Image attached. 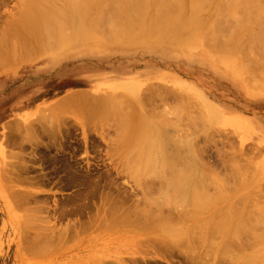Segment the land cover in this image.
I'll return each instance as SVG.
<instances>
[{"label":"bare ground","instance_id":"obj_1","mask_svg":"<svg viewBox=\"0 0 264 264\" xmlns=\"http://www.w3.org/2000/svg\"><path fill=\"white\" fill-rule=\"evenodd\" d=\"M24 1H25L24 2L25 5L23 4V6L21 7V11L19 10V15H20L18 16L19 19L18 17H16L17 18L16 21H14L15 19L14 20L10 19V21H14L13 23L14 25H10V30L8 31L3 30V32L0 34L1 37L0 70L5 69L6 67L12 64H14L16 67L18 61L22 63L23 61L27 62V60L35 59L37 56H41L44 54L45 56H47L49 52H51V54H56L57 53L56 51H58L60 52V54L66 55L76 50L78 51L83 46L82 44L84 45L94 44L95 41H98L97 37L99 36L103 38H110L111 40H123V38L129 36L133 26L137 24L146 26L147 30L145 32V35L151 36L154 39L165 37L166 30L180 33L184 29L191 28L192 32L188 36L182 37L180 39L181 42L197 41L212 49L218 48V50H225V51L241 50L242 52H244L251 47L252 50L249 51L246 55L247 59H252L255 55L256 58L258 52L259 53L257 58L258 59L262 58L261 60L264 59V32H261V26L264 23V0H24ZM209 2H213L212 5L210 6L212 10L211 17L208 20H198L197 18H195V15L198 12H201L202 10L209 7ZM149 9H151L153 13L146 14L145 11ZM239 12H241V16L239 15ZM13 18L14 16L12 17V19ZM227 20H229L231 23L228 27L225 25ZM225 26L227 28H225ZM103 34L106 35L103 36ZM106 41L109 40L106 39ZM259 55L261 56L259 57ZM247 62L243 60L241 63H239L240 67L249 68V66L251 67V64H254V60L250 62L249 66L247 65ZM235 63L237 62L235 61ZM128 85L131 88L129 87L126 88L124 86V83L123 84L111 83L112 86L111 88L114 89L125 88L127 89V91L129 90V92L135 94L136 93L135 88L132 87L134 86V84L129 83ZM150 85L151 84H149V86ZM153 86H150L149 88H152ZM157 86L158 85H155L151 91L152 92H154V90L155 92L158 91V93L154 92L156 95L158 94L157 95L158 99H155L157 98L155 97L156 96L155 94L153 95L155 98H153L151 95V99H150V94H152L150 90L147 89L144 90V88H142L143 90L141 89L142 93H144L146 90L148 91V92L146 91V93L149 94L150 92L149 96L148 94H145L147 95V97H145L144 95V97L149 100H146L144 97L143 98L147 102L150 100L152 101L151 103H149V105L151 106L153 104V106L150 107L151 111L154 110L158 111L161 104L163 105L162 107H164L167 105L166 104L167 102L168 104H170L169 101L175 103L178 100V99L176 100V97L174 98L173 95L171 96L168 95L173 92L167 90L169 92L168 93L165 90L167 87L161 84L162 89L164 88L163 92L165 90L164 93L166 94L168 93L167 95L169 96V98L172 97L174 100L169 99L167 95L162 92V89H160L161 86L160 87ZM157 88L163 93V97L160 98L161 94H159L160 91L157 90ZM79 91L83 92L84 90H76L73 92L72 91L68 92V94H66L62 98H59L57 101L50 104L49 106L42 107L39 109V111L36 113L37 114L36 116L39 117L40 119L39 120L37 118L38 122L41 125L42 122L44 121H41L42 119L40 117L45 116L44 120L47 125V127H45V125H41L42 127L41 130L44 133L50 131L51 132L50 135H53V138H51L50 140L52 139L53 141L54 139L57 140L56 138H58L62 130L59 128L60 124L62 122L64 123L63 119H65L66 117L65 116L62 118V115L66 114L67 112H70L76 118L79 117L77 115V113H79L83 117L82 118L79 117L80 119L78 120L81 121V123L83 122V124L85 123V125L86 122H90L91 120H94L93 117L95 118V116L97 117V115L98 117H100L101 114L104 116L105 119L106 117H111V116L113 117L115 116L116 118H120V116H123L124 117V119L122 117L123 120L120 118V120L118 121L117 119L118 142L115 144L114 149H119L122 151V149L125 148L123 145L125 143L126 144L129 143L128 139L129 138L132 139L135 137L134 140L135 142H137L136 147H134L133 151L128 150L127 152V153L130 152V155L132 156L129 155L128 156L129 159H128L126 153H124V158L126 156L125 161L122 158L124 164L121 161L120 162L121 164L125 165L122 168V170L123 169L127 170L128 172V173L126 172L127 175L129 174L136 181L134 185L135 189L139 187L138 189L145 193L141 195L142 198L139 197L136 193H134L138 196V198H140V199L138 198L134 199L133 198L134 196L132 197L133 193H131L130 191L128 192L125 188L124 189L126 190V192H124L125 190H122L120 188L121 187L120 185L119 188L123 192L118 194L119 196L117 195L118 197H116L114 194L117 191L115 192V190H111V189L112 188L114 189V187L117 184H113L115 186L111 185L112 187L111 186L108 187L111 188L108 189V191L109 190L112 192L114 191V194L109 192L108 194H105V189L103 190V192L101 190L102 194L104 195L100 196L101 202L100 204L96 205V202L97 201L99 202V200L97 199L95 200V197L97 198L98 194H96L94 197L95 203L93 202L92 199H91L92 200L91 203V200L89 199L95 191L92 192V194L90 195L91 189L90 191L87 190H89V188L95 189L93 187H95L96 184H99V181L98 183L97 181H94V179H92L94 176L91 174L92 178L90 177L88 179L89 177L88 175L85 182V180H83L85 178L81 179V177L82 176L84 177L86 174L85 173L84 175H82L84 173L83 171V173H81L82 176L78 175L80 177L78 181L82 180L83 183L85 182L86 184L84 185L81 182L85 186V188L84 186L83 188H81L82 190L80 191V195L82 193V196H84L83 193H86V195L89 194V196L86 197L85 195L84 197H81L83 199H80L78 197L79 199L76 198L77 200L75 199V201L73 199V195L71 196L72 201L70 199H67L69 197H66V199L69 200V202L66 203V205L71 204V206L69 207H67L68 205L65 206V201L63 204H61L62 205L61 207L59 206L60 205L59 201H57L58 203L54 201L55 205L52 202L54 213L52 215L47 214V216L46 215L44 216V214L47 213L48 210L50 211L49 208H51L50 207L51 204L47 206L48 204L46 203H48L51 199H48L49 201L47 202L45 197L43 200V198H41V196L39 195L40 199L38 201V195L37 193H34V191L33 193L34 195L35 194L37 195L36 197L37 199L34 198L36 195L32 196V193L28 190H27L28 192L26 190L13 191L11 187H9L11 189L10 190L7 189L8 186H6V188L3 186V189L7 191V194L9 193L8 195H10L8 197H12L11 200H14V201H10V205L12 204L11 202H13L15 205L14 207L18 208L21 212L20 219L22 220L21 222L23 226L22 229L28 231L26 233L25 232L21 233L23 232L22 230L19 234L20 237H22L21 234L22 235L24 234L19 241V243L21 242L19 244L20 247L19 252L21 253L20 255L21 257L22 254L24 253L23 251L26 250H27L26 251L27 254H30L31 257L47 256L49 252L51 253V251L53 250L56 249L58 250L59 249L58 245L60 243L64 244L66 240L74 236L75 237L77 236L76 238H78V235L80 234L82 236V231L84 233L83 237L87 235V234L85 235L86 232L89 233L90 231L93 234L94 236L93 238L95 240H100L101 237H103L102 239H104V237H106V235L111 233L112 231L115 232L118 229L124 228L126 229L125 243L126 242L129 243L128 247L126 246L111 247L105 250L104 249L101 250L98 247L96 249L97 253L95 254L93 252L94 253L93 264H153L151 259L145 261H139L136 257H131L129 260H127V262H125L123 258L117 256V253H119L118 250L122 247H125L127 249L126 253L131 256L137 255V253L143 254L145 255V257H151V258L153 257V255L157 253L161 254L163 258L167 256L170 257L173 255H178L181 257L180 263H182V260L184 259V262L186 261L188 264H209L208 260H210L211 258L217 259L218 262V258L223 255H226L228 257V260L230 261L227 264H264V228L260 233H258V231H255V229H259L258 225L261 223L262 219L260 220L256 218L255 220H253L252 218L253 214L250 212V209L248 211L246 208L247 211H245L244 210L245 206L243 204L244 200H249V201L252 200V198L250 197L254 196V194H252L253 192L251 193L250 188H252L253 184H251L252 186L249 188V190H245L247 188L243 189L244 193L242 192L243 190L241 191V189L246 186L245 182L247 183L249 179L251 180L252 176L248 178L249 176L246 175L247 173L244 171L246 173L245 175L247 179V181H245L246 180L245 177L242 174H240L239 171H238V173L240 174L239 176H242V178L239 177V179L241 178L240 180L238 179V177H235L233 174H231L232 180L233 182H235L233 184L236 185V181L238 179L237 186L234 185V187L236 188L239 186L240 189L237 190L238 189L237 188L233 190V185H232V187L229 186L228 188L226 186V188L228 189L227 190L223 184L222 187L225 188L224 190L226 191L223 192L224 190L221 187V184L219 183L221 182L220 181L221 178L217 176L218 172L215 174L212 170L213 168H211L212 166L207 167L212 170L210 171H211V175L214 174L213 175L214 178L218 177L217 178V180H219L218 183L215 182V180H213V177H211L212 179H210V177L209 178L206 177L207 175L206 173L208 172H206L205 170L207 168H202V166L199 167V165L201 164L198 161H196L198 160L197 157L198 155L196 156L197 146L193 144L192 139H190L191 141L190 140L187 141L188 140L187 137H184L186 135H178L176 131L173 130V128L178 129L177 124H173L172 122H170L166 118L164 113L161 112V115L160 114L157 115L158 113L156 112L157 114L153 115L154 113L153 112L151 116H146L147 112L146 114L144 112L145 115L137 114V111H139V109L138 110L135 109V104L133 103V101H130L131 98L128 97L126 98V96L124 97V93L121 91L123 93L122 95V93H120L119 90L118 91L115 90V94L117 96L114 93H112L114 94L113 97L111 96L112 95L111 93L107 94L109 96L103 95L100 97H95L91 94H88V92L86 93V91L84 93ZM121 95L124 98L130 100L127 101L126 99L122 98ZM140 95H141V91H140ZM141 97L138 99L139 101L142 99ZM165 97H167L169 101H167L168 99L163 100ZM152 99L156 100V101L154 100L155 104L157 103V100L158 102L160 101V103L159 104L157 103L156 107H154L155 104L153 103L154 101ZM138 100L137 103H139ZM129 101L134 105L133 110L131 109L132 107L131 108L129 107L131 104L129 105V103H127ZM164 101L166 102L165 103L166 105L163 104ZM178 102L180 101L178 100ZM122 103L125 104L126 106L122 105ZM143 104H141V106ZM202 105H203V110L205 112L202 118L209 120L212 123H214L215 121L217 122L219 118H218V114L215 112L216 108L214 107V105L212 106L207 102L203 103ZM124 107L130 108L129 111L132 112L133 111L135 112L136 110L135 114L132 115V112H129L131 114L125 113V111L128 108L125 109ZM143 107L145 108V105H143ZM153 107L156 109L152 110L151 108ZM41 109L44 110L45 112L42 111ZM147 109H149L148 105H147ZM160 111H166V108H162V110ZM38 113L42 115L40 116L38 115ZM205 114L206 117L208 116L209 118H206ZM130 115L133 116V117L131 116L132 119L129 118ZM59 118L61 120H59ZM228 119L230 120L227 121V124H235L236 121L235 118H228ZM102 121H104V119H102ZM21 122L23 123V125L26 123L25 121H24L25 123L23 121ZM96 122L97 121H92V123H96ZM199 122L201 123V125L204 124L203 126H205V123H203L204 121L202 119H199ZM18 124H16L15 126V122H14L12 126H14L16 129ZM26 124H28V126H26L27 130L24 129L25 133L26 131L28 132L30 130L32 134L29 132L28 135L29 134L33 135L34 133H35L34 136L36 134L38 135V129L32 127L35 126L33 123H31L32 124L31 125L30 122L27 121ZM19 125L23 126L22 124ZM175 126L177 128H175ZM169 128H172L171 133L176 134L177 138L167 136V131ZM15 129H13L15 132L17 129H19L16 132L17 134H20L19 131L21 130L22 133L26 135L25 137H27V133L25 134L23 129L19 127L16 130ZM10 130L11 128L9 129V132ZM41 130L39 131L41 132ZM57 132L60 133L58 134ZM55 133L56 135H54ZM183 137L184 140L181 139ZM125 138L127 141L125 140ZM121 139L123 141H121ZM26 140H29L28 141L29 143L33 142L34 146H36L34 140L33 141H31L30 139H26ZM40 142L38 143V145L40 144ZM53 143L55 144V142H52V144ZM48 148L49 147H46V149ZM60 148L63 149V147ZM44 152L45 151L40 152L42 153L43 157L46 156L43 155ZM55 157L56 159H58V156ZM55 157H53V159H51V157L48 158L51 161L54 160L56 161ZM195 157L197 158L196 160ZM61 158H59L58 160H60V162L63 163L62 160L65 159L61 160ZM126 159L128 160L126 161ZM50 160L49 162H51ZM130 160L132 161L133 164L134 163L135 164L132 165ZM58 162L57 164L60 163ZM68 162L71 163L70 161ZM126 162L127 164H125ZM46 163H48V160H46ZM202 164L204 167V163ZM68 166L64 165L62 167L61 164L60 167H62L63 169L64 167L65 168L67 167V170L66 169L64 170L68 171L69 169V174L71 172L74 173L73 171L70 172V168H68ZM206 166L207 165L205 164V167ZM26 168H27L26 170H29L28 168L30 167L27 166ZM236 169H240V168L233 167L231 169V171L233 170L232 173H235ZM19 170L18 172H16L17 171L16 169L15 172L21 173L19 172ZM215 170L216 168H214V171ZM53 171L56 172L54 168L50 172L54 173ZM58 171L59 169L57 170V173ZM60 171L63 170L60 169ZM242 171L243 170H241V172ZM39 172H42V170H40ZM77 172L79 171L77 170ZM7 173L9 174L11 173L10 175H13L14 173L8 171L5 172L6 179L9 181V183L14 181L13 183L14 185L16 178L13 177L15 178L14 180L11 176H8L9 174ZM72 173L70 174V176L74 175ZM238 173L236 172V176ZM58 174H54V175H58ZM67 174L68 173H65L64 174L65 176L63 175L61 176L66 179ZM17 175L18 174H16V177ZM40 176L43 175H39V177ZM233 176L236 178V180L233 178ZM10 177L12 181H10ZM18 177L19 180L17 179V182L18 181L22 182L23 179H20L21 176L18 175ZM71 177H72L71 179H73L74 176ZM205 177L207 178V180H210L211 182L210 181L207 182V180L204 179ZM90 179L92 180L89 181ZM157 179L161 180L164 183H161V181ZM261 179L260 181H262ZM76 180L74 179L73 181L76 182ZM87 180L89 181V184ZM152 180L157 182L154 181L152 182ZM204 180H206L205 181L206 183L204 182ZM242 181L245 185L244 186L242 183L243 187L242 185H240ZM212 182L214 184L217 183V185L215 184V186H218V184H220L221 188L220 187L213 188L214 186L212 185L214 184ZM72 183L74 182H71L70 185ZM91 183H94L92 184L94 185L93 187H89L92 186L90 185ZM156 183H158L157 186L159 185L160 189L156 186ZM207 183L209 184V186L204 185V184L207 185ZM60 184H58L60 185L59 188L62 185H65L63 182ZM75 184L72 185L74 186ZM162 184H164L163 187ZM74 187L77 186L75 185ZM134 187H132V189H134ZM153 187L154 188L157 187L158 189L157 192L155 190L156 188L153 189ZM210 187L214 189L213 192L217 191L214 192V194L218 193L219 191V193L221 192L220 193L221 195L219 194L220 196L212 197V195L214 194H212L213 193L212 191L211 192L209 191L211 190ZM161 188L163 189L165 188L164 190H162L164 192L161 191ZM205 188H207V190ZM208 188L210 189L208 190ZM230 188L233 191L232 193L231 191H229ZM61 189H64L63 186L61 187ZM100 189H103V187ZM83 190H85L86 192H83ZM117 190H118L117 193H119V189ZM87 192L89 193L87 194ZM97 192L98 191H96L95 193ZM209 192L211 193V196L209 195L210 194ZM222 192L225 193L226 195L223 194ZM227 193L230 195L232 194V197H229V195L227 196ZM248 193H251L252 195L251 194L249 195ZM247 194H248V198L250 199H245L247 198ZM85 197L86 198L89 197V199L85 200L84 199ZM128 198L132 200V203L131 202L129 203V201L131 200ZM136 199L137 201H134ZM87 200L88 202L90 201L89 203H91L92 206L89 205ZM40 201L46 203L42 202L43 205H41ZM249 201H247L246 204L248 208H250L249 204L251 203ZM12 205L11 207L13 208ZM242 206L244 208H241ZM92 207L95 209H93ZM12 208L10 210H12ZM56 211H60V213L57 212L58 213L57 214ZM42 213L43 215H41ZM65 220H67L68 223ZM60 222H62L63 225ZM64 223L66 224L64 225ZM31 230H34L35 233L33 232L32 234L34 236L30 235L32 233ZM69 235L72 236L68 238ZM91 241H93L92 236H91ZM139 244L140 246H137ZM202 246L207 251L205 249H202ZM210 247L211 248L214 247V248L211 249ZM215 249L217 250V252L218 251L220 252V255L219 253H217L219 255V256L217 255L218 257H216V255L212 256V254L214 253L212 250ZM221 249L224 250L225 253L224 251H221ZM204 251H206L207 254ZM211 251L213 253H209ZM227 252L230 253L234 252L237 254L228 255ZM24 261L23 263H27L29 260L27 261L24 260ZM186 262L185 264H187ZM217 262L216 264H218ZM34 264H36V262Z\"/></svg>","mask_w":264,"mask_h":264},{"label":"rangeland","instance_id":"obj_2","mask_svg":"<svg viewBox=\"0 0 264 264\" xmlns=\"http://www.w3.org/2000/svg\"><path fill=\"white\" fill-rule=\"evenodd\" d=\"M24 2H25L24 0H0V34L3 32V30H7V31L10 30V25H14L13 24L14 21L17 20L16 17L20 16L19 10L21 11V7L23 6ZM212 3L213 2H209V7L202 10L201 12H198L195 15V18H197L198 20H208L212 15V10L210 7ZM145 12L146 14L153 13L151 9L146 10ZM239 15L241 16V12H239ZM13 16L14 18L12 19ZM10 19L11 20L15 19V20L10 21ZM230 24H231L230 21L227 20L225 25L228 27ZM226 26L225 28H227ZM146 30H147L146 26L137 24L133 26L129 36L123 38V40H111L110 38H103L99 36L97 37L98 41H95L94 44L91 45L82 44L83 46L78 51L76 50L66 55L60 54V52L58 51H56L57 53L55 52L56 54H51V52H49L47 56H45V54L41 56H37L35 59L27 60V62H24L22 60L23 61L22 63L18 61L20 64L17 62L16 67L14 64H12L14 67L10 65L5 69L0 70V264H21V262L22 264H34L35 262L36 264H43V263L45 264L46 262H47L46 264H93L94 261L93 254L97 253L96 249L98 247L101 250L103 249L105 250L111 247H121V246L128 247L129 245V243L127 242L125 243L126 229L124 228L118 229L115 232L112 231L111 233L107 234L106 237H104L105 240L102 239L103 237H101L100 240H95L93 238L94 237L93 234L88 229L89 233L85 231L86 232L85 235L86 234L87 235L84 237H83L84 234L83 231H82V236L80 234L78 235V238H76L77 236L75 237L74 234H73L74 237L72 238H70L72 235L71 236L69 235L68 238L70 239L66 240L64 244L60 243L58 245L59 249L53 250L51 251V253L49 252L47 256L31 257L30 254H27L26 252L27 250L23 251L24 253L22 254V257L20 256L21 253L19 252L20 250L19 244L21 242L19 243V241L24 235L21 234L22 237H20L19 235L20 232L23 230L22 229L23 226L21 223L22 220L20 219L21 212L18 208L14 207L15 205L13 202H11L13 204V205L11 204L13 208L11 207L10 201H14V200H11L12 197H8L10 195H8L9 193L7 194V191L3 189V186L5 188L6 186H8L7 189H10L9 187H11L13 191L28 190L32 193V196H35L36 194L34 195V193H37L38 201L40 199L39 195L41 196V198H43V200L45 197L47 202L49 201L48 199H51L48 203L40 201L41 205H43L42 202L48 204L47 206L51 204L50 205L51 208H49L50 211L48 210V212L45 213L44 216L45 215L47 216V214L52 215L54 213V209L52 207V202L54 203V201L55 202L59 201L60 204L59 206L61 207L62 206L61 204H63L64 201H65V206L68 205V204L66 205V203L69 202V200L67 199H70L72 201L71 198L72 195L74 201L78 197L80 199H83L81 197H84L86 193H83L84 196H82V193L80 195V191L82 190L81 188H83V186L86 184L85 182L88 175H89L88 179L90 177L92 178L93 175L94 177L97 178L96 179L93 177L92 179H94V181H97V183L99 181V184L103 183L102 185L96 184L95 187H93L94 185H92L94 183L90 184L92 186L86 185L95 188V189L89 188V190H87L90 191L91 189L90 195L94 191L100 192V193L94 192L95 194L93 193L90 199L89 197L86 198L87 196H89L88 194L89 192H87L88 195H86V197L84 198L85 200L92 199L93 202L95 203L94 197L96 194H98L97 195L98 197L97 198L95 197V200L96 199L99 200V202L98 201L96 202V205L100 204L101 202L100 196L104 195L102 194L104 189H105V194H108V192L114 194V191L113 192L110 190L108 191V189H111L108 187H110L111 185L115 186L113 184H117L118 186L116 185L114 189L112 188L111 190H115V192L116 191L118 192L117 189H119V193L116 192L114 194L116 197H118L119 196L118 194L122 193L123 192L122 190L125 189L133 194L136 193L141 198H142L141 195L145 193L139 190L138 189L139 187L135 189L134 185L136 181L129 174L127 175L128 173L127 170L125 169H123L125 171L122 170V168L125 166L123 165L124 164L123 162L125 161L126 158V156L124 158V153H126L128 158V156L130 155V152L127 153L128 150L133 151L134 147H136L137 142H135L134 140L135 137L133 136L134 137L132 138L133 140L131 138H129L131 140L128 139L129 143L127 144L125 143L126 145L125 144L123 145L125 148H123L122 151L119 149H114L115 144L118 142L117 119L119 121L120 118L122 119L123 116H120V118L111 116V117H106L105 119L104 116L101 114L100 117H98L97 115L98 118L96 116L95 118L93 117L94 120H91L90 121L91 123L86 122L85 125V123L83 124V122L81 123V121L78 120L80 119L79 117L81 118L83 117L79 113H77L79 117L76 118L70 112H67L66 114L62 115V118L65 116L66 117L65 119H63L64 123L62 122L60 124L59 128L62 130L61 133L59 132L60 135L58 136V138H56L57 140L55 139L54 141L53 139L50 140L51 138H53V135H50L51 134L50 131L44 133L41 130L42 129L41 125H45V127H47V125L44 120L45 116L42 117L41 116L42 114L39 113L38 115L41 116L40 117L42 119L41 121L44 122H42L41 125L38 122L39 117L36 116L37 115L36 113L39 111V109L42 107L49 106L50 104L57 101L59 98H62L63 96L68 94V92L71 91L73 92L76 90H84L83 92L82 91L79 92L84 93L86 91V93L88 92V94H91L95 97H100L103 95L106 96L109 93L115 94V90L117 91L119 90L120 93L122 92L124 93V97L126 96V98L127 97L131 98V100L124 98L122 96L123 93L121 95L122 98L126 99L127 101L128 100L133 101V103L135 104V109L136 110L139 109V111H137V114H144V112L146 114L147 112L146 116H151L153 112L155 113V114L153 113V115H156L157 113H158L157 115L159 114L161 115V112L164 113L166 118L170 122H172L173 124H177L178 129L173 128V130H175L178 135H186L184 137H187L188 139L187 141L192 139L193 144L197 146L196 150L198 153L196 152V156L198 155L197 156L198 160H196L197 159L196 157L195 160L201 164L199 165V167L202 166V168H207L208 166L209 167L212 166L211 168H213L212 169L213 172L215 174L218 172L217 176L221 178L220 180L221 182H219L221 184V187L224 184L225 188L226 186L228 188L229 186L232 187L233 185V190L237 188H238L237 190L240 189L239 186L236 188L234 187L235 184L233 183L235 182H233L231 174H233L235 177H238V179L239 177L242 178V176H239L240 174H242L245 177V179H246V175L249 176V177L247 176L248 178L252 176V179L251 180L249 179L250 181L244 179L245 181H247V183L243 180L247 187L244 185L243 181L240 184L242 185L243 183V185L245 186L244 188H242L243 187L242 185L241 191L245 188H247L245 190H249V188L252 186L251 184H253L252 188H250L251 189L250 191L251 193L253 192L252 194H254V196L250 197L252 198V200L250 201L249 200L243 201V204L245 206L244 210L249 211L250 209V212L253 214L252 217L253 220H255L256 218L260 220L262 219L261 223L258 225L259 229H255V231H258V233L262 232L264 228V221H263L264 220V164H263L264 161V59L261 60L262 58L260 59L257 58L259 53L258 51H256L258 52L256 58H255L256 55L254 54L255 56L252 59H247L246 55L249 51L252 50L251 47L244 52H242L241 50L225 51V50H218V48L216 47H215L216 49H212L197 41L181 42L180 39L182 37L188 36L192 32L191 28L184 29L180 33L166 30L165 37H161L157 39H154L151 36H146L145 35ZM261 32H264V23L261 26ZM105 35L106 34H103V36ZM106 39L109 41H106ZM260 56L261 55H259V57ZM243 60L246 62L248 60L247 62L248 66L252 60H254V64H251V67L249 66V68H242L240 67L239 63H241ZM235 61L237 63H235ZM117 82L119 84L124 83V86L126 88L128 87L131 88L128 84L133 83L134 86L132 87L135 88L136 93L132 94V92H129V90L127 91V89L125 88H115V89L111 88L112 87L111 83L118 84ZM148 83L151 84L150 86L158 85L157 87H160L162 84L163 86L168 88L165 89L166 91L170 90L171 92H173L168 94L169 92L167 91L168 92L167 94L170 96L173 95V97L174 98L176 97V100L178 99L180 102H178V100H177L178 103L177 102L172 103L171 101H169V99H173V98L172 97L169 98V96L166 93H164L165 90L163 92L164 88L162 89L161 86L160 89H162V92L166 94L167 97L169 98L168 99L167 97H165L163 100L168 99L167 101H169L170 104L164 101L163 104L164 105L167 104L168 106L166 105L162 107L163 105L161 104L159 109L162 110V108H166V111H160L159 109L158 111L157 110L155 111L154 109L156 108L154 107H156L157 103L158 104L160 103V101L158 102L157 100V103L155 104L156 101L155 99H158L157 96L158 94L156 95L155 93H158L157 90L159 89L157 88L156 90L157 92H155V90L153 89L155 93L152 92L151 90L154 86L152 88H149L150 86ZM142 88H144V90L145 89L150 90V92L152 93L150 94L149 92L150 99H151V95L153 98L157 97L154 99L155 101L152 99L154 101L153 103L155 104V106L151 109L154 111L150 110V107H152L153 104L151 106L149 105V103H151L152 101L151 100L148 102L146 101L149 100L145 98L147 97V95L145 94H148L146 93L147 90L144 93H142L143 90ZM140 91H141V95H140ZM162 92L161 91L159 92V94H161L160 98L163 97ZM114 94H112L111 96L113 97ZM154 94L156 95L155 97L153 96ZM139 95L140 97L142 96L141 97L142 99L140 101L138 100L140 98ZM137 100L141 104L144 103L143 105H145V108L143 107V105L141 106V104L137 103ZM130 101L127 103H129V105L131 104L129 107L130 108L132 107L131 109L133 110L134 105L133 103H130ZM206 102L211 104L212 106L214 105V107L216 108L215 112L218 114V118H219L217 122L215 121L214 123H212L211 121L202 118V116H204L205 113L202 104ZM146 104L148 105L149 109H147ZM122 105L126 106L123 103ZM124 108L127 109L128 107H124ZM130 108H128L125 111V113L131 114L129 113L132 112L129 111ZM135 112L133 111L132 115L135 114ZM132 115H130L129 118H131ZM101 117L102 119H104V121H102ZM60 118L59 120L62 119ZM206 118L209 117L207 116ZM228 118H235L236 119L235 124H227V121L230 120ZM199 119H202L204 121L203 123H205V126H203L204 124L201 125ZM20 120L23 122L25 121L26 123L28 121L30 122V124L33 123L35 126L32 127L38 129V135L36 134L34 136L35 133L33 135L30 134L28 135L30 130L28 132L26 131L27 137H25L26 135H24L21 130H20L21 132L19 131L20 134H17L16 132L19 130L17 129L18 127L24 130L27 128L26 126H28V124H26L25 122H24L25 124L23 125V123ZM92 121H97V122L92 123ZM12 122L13 123L15 122V126L18 123L22 124L23 126H20L18 124L16 130L15 127L12 126L13 125ZM177 127L175 126V128ZM10 128L11 130L15 129L16 132L14 130H13L14 132L11 130L9 132ZM39 130H41V132ZM12 132L13 134L14 133L16 134L13 135ZM171 132H172V128H169L167 131V136L177 138V135ZM54 135H56V133ZM32 136L33 137L37 136V137L33 138ZM184 137L181 139L184 140ZM26 139H30L31 141L34 140L36 146H34L33 142H31L32 143L31 144L28 142L29 140ZM37 140L41 141V142L39 141L40 142L39 145L41 147L38 145L39 142ZM121 141L123 140L121 139ZM52 142H55V144L54 143L52 144ZM46 147L49 148L46 149ZM60 147H63V149ZM42 151H45L43 155H46L44 157L46 160H48V163H46V160L42 156V153H40ZM47 156L51 157V159H53V157L55 156H58V159L62 157L61 160L62 159L65 160H62L63 163H61L60 160L56 159L55 157L56 161L60 162V163L58 162L59 164H57L55 160H54L55 162L51 161ZM122 158L124 159V161L122 160ZM128 159H126V161ZM49 160L51 162H49ZM68 161H70L71 163H69ZM120 161L123 164H121ZM202 163H204V167ZM61 164L62 167L64 165L68 166L69 164L68 168H70V172L71 171L74 172V173L71 172L72 174H74L71 175L74 176L73 179H71L72 177L70 176L71 173L69 174V169L68 171H66L67 167L66 168L64 167V169H66L64 170L62 167H60ZM125 164H127V162ZM134 164L132 163V165ZM205 164L207 165L206 167ZM57 165L60 168H58ZM25 166L26 167L29 166L30 167L28 168L29 170H26L27 168ZM52 167L54 168V170H56V172L55 171H53L54 173L50 172L53 170ZM233 167L236 168L239 167L243 171L241 172L240 169H236L237 171L235 170V173H232L233 170L231 171V169ZM23 168L25 171L23 170ZM214 168H216L215 171ZM5 169L6 171L13 172L14 174L18 172V170L20 169L19 172L21 173H16V174L20 175L22 177V178L20 177V179H23V181L17 182V179L19 180L18 175L16 177V174L10 175L11 173L10 174L7 173L9 174L8 176H11L12 178L13 177L16 178L14 185H13L14 181L9 183V181L6 179ZM16 169L17 171L15 172ZM58 169H59L58 171L59 174L57 173ZM60 169H62L63 171H60ZM207 169L205 170L206 172H208L206 174L207 175L209 174L210 176L206 175V177L208 178L210 177V179H212L211 177H213V180H215V182L218 183L219 181L217 180L218 177L214 178L213 176L214 174L211 175L212 170L210 168ZM38 170L39 171L42 170V172H39ZM77 170L79 172H77ZM238 171L240 172V174L238 173ZM236 172L238 173L237 176H236ZM65 173H68L66 175L67 176L66 179L61 176V175L65 176L64 175ZM81 173H83L82 175H84L85 173L86 174L83 177ZM54 174H58V175H54ZM39 175H43V176L39 177ZM78 175L82 176L81 179L85 178L83 179L85 180L84 183L82 180H79L80 182L78 181V179L80 178ZM234 176L233 178L236 180ZM11 177H10V181H12ZM206 177L204 179L207 180ZM259 177H261L262 179ZM15 178L13 179L15 180ZM69 179L71 180V182H74L72 184H75L78 181V183L75 184L77 187H74L75 185L73 186L72 184L70 185L71 182ZM74 179L76 180V182L73 181ZM92 179H90L89 181H91ZM260 179L262 181H260ZM206 180H204V182ZM89 181L87 180L88 184ZM153 181L154 180H152V182ZM208 181L210 180H207V182ZM237 181L235 186H237ZM59 182L60 183L63 182L65 184L62 185L64 189H61L62 186L59 188V186L61 185ZM158 183H156V186ZM161 183L164 182L161 181ZM217 183L215 184L217 185ZM215 184L212 185L214 186L213 188L220 187V184H218V186H215ZM247 184L250 186H248ZM163 185L164 184H162V187ZM204 185L209 186L208 183L207 185L206 184ZM102 187L103 189H100ZM119 187L122 190H120ZM132 187H134L135 190L132 189ZM157 187L159 188L160 186L158 185ZM157 187H155L156 189L153 187V189H155L156 192L158 190ZM210 188H208V190ZM213 188H211V190L209 191L213 192L214 190ZM225 188H223V190ZM164 189L161 188V191ZM205 189L207 190V188ZM85 190H83V192H86ZM126 190L124 192H126ZM229 191H231V193L233 192L231 188ZM214 192L212 194H214ZM223 192L226 191L224 190ZM242 192L244 193V190ZM220 193L218 191V193H216L218 195L214 194L212 195V197L220 196L221 195ZM228 193L227 196L229 195V197H232V194L230 195ZM251 193L248 194L250 195ZM133 194L132 197L134 196L133 197L134 199L138 198L136 194L134 195ZM248 194H247V198L245 199H250L248 198ZM37 195L34 197L35 199H37L36 198ZM74 195L77 197H75ZM209 195L211 196V193ZM66 197L69 198L66 199ZM134 201H137V199ZM247 201L251 202L250 204L248 203L250 205V206L248 205L250 208H248L246 205ZM130 202L132 203V200L129 201V203ZM91 203H89V205H91ZM69 206H71V204L68 205L67 207ZM10 207L12 208V210H10L11 209ZM241 208L244 207L242 206ZM57 212L60 213V211H56V213ZM41 215H43V213ZM62 222L60 223L62 224ZM65 224L66 223H64V225ZM24 232L26 233L28 231L23 230V232L21 233ZM31 232L32 233L30 235L34 236L32 235L34 230H31ZM91 236L93 241H91ZM137 246H140V244ZM213 248L214 247H212L211 249ZM202 249L205 248H203L202 246ZM126 250L127 249L125 247H122L118 250L119 253H117V256L123 258L125 262H127V260H129L131 257H136L139 261H145L151 259L153 264L155 263L185 264L186 262V261L184 262L183 259L182 263H180L181 257L178 255H173L170 257L167 256L163 258L161 254L157 253L153 255V257L151 258V257H145V255L140 253L131 256L126 253ZM212 251L209 252V253H213L212 256L216 255V257H218L220 255V252L219 251L217 252L216 249ZM221 251L224 250L221 249ZM217 253H219V255ZM227 253L228 255L237 254L234 252L231 253L227 252ZM225 256L226 255L220 256L218 258V262L217 259L214 258L213 259L211 258L210 260H208V262L209 264H216V262L218 264H227L230 261L228 260V257ZM24 260L26 261L29 260V261L27 263H23Z\"/></svg>","mask_w":264,"mask_h":264}]
</instances>
